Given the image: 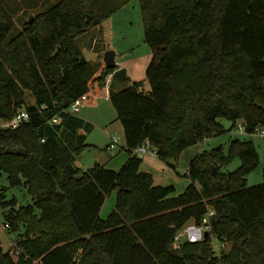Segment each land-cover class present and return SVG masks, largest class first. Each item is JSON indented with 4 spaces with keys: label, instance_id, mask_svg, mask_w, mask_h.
<instances>
[{
    "label": "trees",
    "instance_id": "16d2710c",
    "mask_svg": "<svg viewBox=\"0 0 264 264\" xmlns=\"http://www.w3.org/2000/svg\"><path fill=\"white\" fill-rule=\"evenodd\" d=\"M129 1L58 0L7 40L15 19L0 0V120L30 113L19 127L0 128V175L33 196L18 204L8 186L0 190L5 223L20 235L19 248L0 245V264H264V181L247 184L260 162L252 140L233 138L228 155L221 147L196 154L178 195L173 184H156L134 152L148 139L159 158L178 159L239 121L247 133L264 127V0H140L150 89L135 81L110 90L127 159L119 170L76 165L87 144L68 108L90 91L96 71L77 40ZM113 72L103 71L101 86ZM233 155L241 165L222 170ZM113 190L115 208L102 218ZM209 209V236L175 246L177 233Z\"/></svg>",
    "mask_w": 264,
    "mask_h": 264
},
{
    "label": "rangeland",
    "instance_id": "374dc122",
    "mask_svg": "<svg viewBox=\"0 0 264 264\" xmlns=\"http://www.w3.org/2000/svg\"><path fill=\"white\" fill-rule=\"evenodd\" d=\"M3 4L12 12L15 25L11 30L10 40L13 36L24 31L27 24H31L37 14L47 10L58 0H2ZM33 17L32 21L30 18ZM78 43L82 47L85 57L92 62L96 71L90 80V85L95 84V90L89 91L90 100L85 101L79 108L77 116L82 120L84 142L87 146L77 155L76 165L84 170L96 163L105 164L108 168L119 170L127 159L125 150V134L121 120L117 118V111L110 98L111 83L118 90L128 87L131 82L144 81L143 90L150 89L147 79V68L152 60V49L145 40V22L142 14L140 0H131L123 7L112 13L100 26L91 28L88 32L78 37ZM107 49L116 52V61L120 68L127 71V79H119L114 72L109 74L112 81L110 85L101 86L99 78L106 69L104 53ZM113 74V75H112ZM107 76V77H108ZM106 77V84L108 78ZM100 85V86H99ZM96 89H98L96 91ZM28 103H34L35 99L30 92L26 93ZM226 128H230V120L223 119ZM237 126L218 135L202 138L181 151L179 158L163 160L157 155L146 154L143 157L141 169L149 171L156 184L176 187L173 195L182 193L191 182L186 174L191 160L199 152L211 151L221 147L224 154L230 153L231 140L233 138L252 140L259 155L258 166L247 175V184L255 185L264 181V136L259 133H247ZM120 137L118 144L111 147V138ZM241 165V158L233 155L222 167V170L233 171ZM217 166V165H216ZM7 187V197H18V204L33 203V196L23 187H11L7 175H0V190ZM116 190L107 195L100 212L102 218H106L116 205ZM193 222V221H192ZM4 210L0 206V245L5 249L19 248L16 232H11L6 225ZM212 243L217 251L221 249V242L214 237ZM178 246V245H175ZM229 245L226 244V247Z\"/></svg>",
    "mask_w": 264,
    "mask_h": 264
},
{
    "label": "built area",
    "instance_id": "2783aa9c",
    "mask_svg": "<svg viewBox=\"0 0 264 264\" xmlns=\"http://www.w3.org/2000/svg\"><path fill=\"white\" fill-rule=\"evenodd\" d=\"M90 100L89 92L82 94L81 96L74 99V101L71 103L70 107L68 108L69 113L71 114H77L79 111L80 106L85 102ZM30 113L26 109H19L16 114L8 119V120H0V128H17L19 127L23 122L29 120ZM58 118L54 117L53 122H57ZM245 124L241 122L239 124V127L242 130H245ZM253 133H259L264 136V127H257ZM120 140V137H113L111 138V141L109 145L111 147L118 144ZM134 152L139 155L143 156L146 154H153L157 155V151L155 148L152 147L150 141L146 139L140 146H138ZM213 210L209 209V211L206 213L205 216L199 221V222H190L188 223L184 228H182L177 235L175 236V244L178 245L181 241L187 239L192 242L201 241L205 238V232H210L212 230V222H211V215L213 214ZM9 226V224H6ZM214 250L216 253L217 251L214 247ZM229 264V263H224Z\"/></svg>",
    "mask_w": 264,
    "mask_h": 264
},
{
    "label": "water",
    "instance_id": "95a60500",
    "mask_svg": "<svg viewBox=\"0 0 264 264\" xmlns=\"http://www.w3.org/2000/svg\"><path fill=\"white\" fill-rule=\"evenodd\" d=\"M33 17L30 18V21H32ZM104 63L106 68H112L114 69V76L119 79H127V71L125 68H120L118 66V63L116 61V52L112 49H107L104 53ZM134 82H131V85H133ZM17 153L25 154L26 150L23 148L17 149ZM219 165L213 167V172H216L219 170ZM209 236V232H205V237Z\"/></svg>",
    "mask_w": 264,
    "mask_h": 264
},
{
    "label": "crops",
    "instance_id": "0c3cea01",
    "mask_svg": "<svg viewBox=\"0 0 264 264\" xmlns=\"http://www.w3.org/2000/svg\"><path fill=\"white\" fill-rule=\"evenodd\" d=\"M103 61H104V59H103ZM113 75V74H112ZM108 78V82H107V84L106 85H110V81H112V79H111V77L110 76H108L107 77ZM95 84H97V83H94V84H92V85H90V92H91V90H95ZM98 85V84H97ZM100 86V85H99ZM117 89V88H116ZM98 89H96V91H97ZM90 98H91V96H90ZM82 132H84L83 130H81Z\"/></svg>",
    "mask_w": 264,
    "mask_h": 264
}]
</instances>
